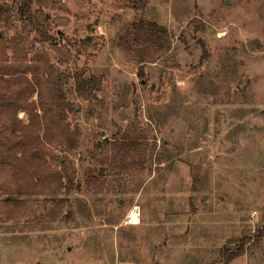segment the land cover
I'll return each mask as SVG.
<instances>
[{"label":"rangeland","instance_id":"obj_1","mask_svg":"<svg viewBox=\"0 0 264 264\" xmlns=\"http://www.w3.org/2000/svg\"><path fill=\"white\" fill-rule=\"evenodd\" d=\"M1 1L5 37L28 25L30 56L71 70L68 121L80 138L56 148L72 191L0 194L36 201L19 221L0 208V264H224L229 245L245 248L234 264H264V0ZM135 24L163 29L167 51L140 62L127 40ZM78 76L100 81L97 99L79 96ZM134 128L146 164L126 172L92 157ZM134 205L141 221L127 225Z\"/></svg>","mask_w":264,"mask_h":264},{"label":"trees","instance_id":"obj_2","mask_svg":"<svg viewBox=\"0 0 264 264\" xmlns=\"http://www.w3.org/2000/svg\"><path fill=\"white\" fill-rule=\"evenodd\" d=\"M5 11L0 0V24ZM38 15L46 28L47 15ZM27 27L23 35L7 38L0 25V194L53 196L74 189L71 163L56 154L58 147L71 152L79 146L80 131L68 121V113L74 108L64 90L72 73L69 68L61 71L46 54L30 56ZM164 34L156 24H135L127 40L139 44L143 62L155 60L167 51ZM75 84L79 96L97 99L95 90L100 89V81L78 76ZM21 112L26 114V120L19 117ZM144 132L139 128L125 130L119 138L98 144L92 157L101 165L109 163L120 171H135L134 165L143 166L150 160ZM86 184L90 191L101 192L105 181L90 176ZM35 204L33 200H5L0 201V208L9 219L19 221L33 211ZM244 253L243 246L233 252L226 249L224 264Z\"/></svg>","mask_w":264,"mask_h":264},{"label":"built area","instance_id":"obj_3","mask_svg":"<svg viewBox=\"0 0 264 264\" xmlns=\"http://www.w3.org/2000/svg\"><path fill=\"white\" fill-rule=\"evenodd\" d=\"M141 221V208L138 205H134L125 217L124 223L127 225H136Z\"/></svg>","mask_w":264,"mask_h":264},{"label":"water","instance_id":"obj_4","mask_svg":"<svg viewBox=\"0 0 264 264\" xmlns=\"http://www.w3.org/2000/svg\"><path fill=\"white\" fill-rule=\"evenodd\" d=\"M228 248L233 251L234 249H236V246L235 245H229Z\"/></svg>","mask_w":264,"mask_h":264},{"label":"crops","instance_id":"obj_5","mask_svg":"<svg viewBox=\"0 0 264 264\" xmlns=\"http://www.w3.org/2000/svg\"><path fill=\"white\" fill-rule=\"evenodd\" d=\"M240 257H241V256H240ZM238 258H239V257H238ZM238 258L234 259L230 264H234V262H235Z\"/></svg>","mask_w":264,"mask_h":264}]
</instances>
